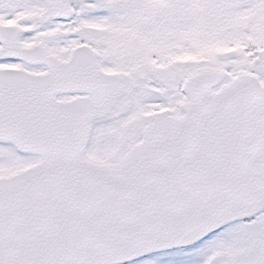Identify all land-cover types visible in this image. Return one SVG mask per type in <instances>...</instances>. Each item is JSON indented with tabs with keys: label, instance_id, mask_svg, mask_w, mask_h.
<instances>
[{
	"label": "snow or ice",
	"instance_id": "snow-or-ice-1",
	"mask_svg": "<svg viewBox=\"0 0 264 264\" xmlns=\"http://www.w3.org/2000/svg\"><path fill=\"white\" fill-rule=\"evenodd\" d=\"M0 264H264V0H0Z\"/></svg>",
	"mask_w": 264,
	"mask_h": 264
}]
</instances>
